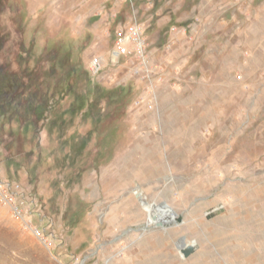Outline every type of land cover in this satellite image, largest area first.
Here are the masks:
<instances>
[{
	"label": "rangeland",
	"instance_id": "1",
	"mask_svg": "<svg viewBox=\"0 0 264 264\" xmlns=\"http://www.w3.org/2000/svg\"><path fill=\"white\" fill-rule=\"evenodd\" d=\"M134 21L157 84L112 56ZM0 66L47 100L0 120L26 201L0 202V264H264V0H0Z\"/></svg>",
	"mask_w": 264,
	"mask_h": 264
},
{
	"label": "built area",
	"instance_id": "2",
	"mask_svg": "<svg viewBox=\"0 0 264 264\" xmlns=\"http://www.w3.org/2000/svg\"><path fill=\"white\" fill-rule=\"evenodd\" d=\"M144 27L137 21L130 22L117 27L115 31V47L112 52L114 60L120 58L131 57L135 65L134 72L143 78H148L154 84L163 80L162 66L152 64L147 51V40L145 37ZM104 67V59L101 56H95L90 63V72L98 74ZM154 86L152 91H154ZM20 184L16 181L2 176L0 170V202L9 205L13 212L18 216H23L26 201L23 198V191ZM30 210L27 209V212ZM32 229L38 235H42L43 231L38 227L31 225Z\"/></svg>",
	"mask_w": 264,
	"mask_h": 264
},
{
	"label": "trees",
	"instance_id": "3",
	"mask_svg": "<svg viewBox=\"0 0 264 264\" xmlns=\"http://www.w3.org/2000/svg\"><path fill=\"white\" fill-rule=\"evenodd\" d=\"M25 85L19 74L15 72L13 73L0 66V120H4L7 117L9 121L14 118L21 120V117H24L25 120H27L30 115L36 116L38 119L44 115L45 110L47 109L46 97L40 96L39 99L36 92H27V84ZM95 88L97 89V95H100L101 92H103V88L100 86H96ZM131 91V86H120L118 90H107L113 99L121 101L122 104L129 101ZM115 93H117L116 96L114 95ZM99 97L100 96L97 98ZM93 101H96V99ZM81 103L82 104L78 105V101H75V103L70 106V109H73L78 105L76 108L81 111L88 106L89 101L87 98L83 97V102Z\"/></svg>",
	"mask_w": 264,
	"mask_h": 264
},
{
	"label": "water",
	"instance_id": "4",
	"mask_svg": "<svg viewBox=\"0 0 264 264\" xmlns=\"http://www.w3.org/2000/svg\"><path fill=\"white\" fill-rule=\"evenodd\" d=\"M138 195L141 196V193L138 192ZM144 203L145 204H148L147 202H144ZM151 205H152V207H155V208H164V209H170V210H172V208L167 203H165V202H163L160 205V207L157 204H155V203H153ZM150 216H151L152 221H154V222H156L158 224L159 223L160 224L161 223H163V224L164 223H167L166 220H163V218L157 216L156 210L153 211V213L150 214ZM179 248H180L181 252L184 254V256L186 257V256H188L195 249V245L194 244H187L184 241V239H181V241L179 243Z\"/></svg>",
	"mask_w": 264,
	"mask_h": 264
},
{
	"label": "bare ground",
	"instance_id": "5",
	"mask_svg": "<svg viewBox=\"0 0 264 264\" xmlns=\"http://www.w3.org/2000/svg\"><path fill=\"white\" fill-rule=\"evenodd\" d=\"M162 166H163V162L160 161V168ZM145 205H148L149 206L148 209H149V216H150V214H152L153 211H155V207H152L151 204H145ZM165 212L168 214V216H169L170 219H174L176 217V215H177V213L173 209L172 210L165 209ZM150 221L153 222L152 219H151V216H150Z\"/></svg>",
	"mask_w": 264,
	"mask_h": 264
}]
</instances>
